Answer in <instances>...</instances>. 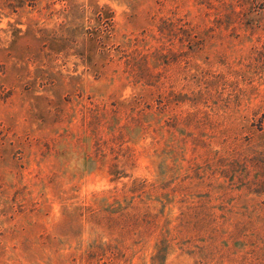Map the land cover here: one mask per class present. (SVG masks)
I'll use <instances>...</instances> for the list:
<instances>
[{"label": "rangeland", "instance_id": "374dc122", "mask_svg": "<svg viewBox=\"0 0 264 264\" xmlns=\"http://www.w3.org/2000/svg\"><path fill=\"white\" fill-rule=\"evenodd\" d=\"M0 264H264V0H0Z\"/></svg>", "mask_w": 264, "mask_h": 264}]
</instances>
